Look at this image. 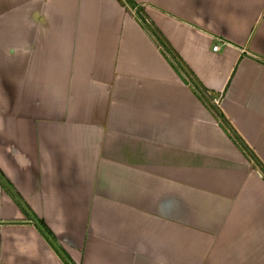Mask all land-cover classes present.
Segmentation results:
<instances>
[{
  "label": "crops",
  "instance_id": "crops-1",
  "mask_svg": "<svg viewBox=\"0 0 264 264\" xmlns=\"http://www.w3.org/2000/svg\"><path fill=\"white\" fill-rule=\"evenodd\" d=\"M131 2L0 0V264H264V0Z\"/></svg>",
  "mask_w": 264,
  "mask_h": 264
},
{
  "label": "trees",
  "instance_id": "trees-1",
  "mask_svg": "<svg viewBox=\"0 0 264 264\" xmlns=\"http://www.w3.org/2000/svg\"><path fill=\"white\" fill-rule=\"evenodd\" d=\"M123 3V0H120ZM130 5H133L131 0H126ZM135 6V4L133 5ZM138 10V9H137ZM249 155V154H248ZM0 184L2 187L12 196V198L18 203L21 209L29 216L30 209L28 206L23 202L20 195L15 191L11 183L8 179L4 176V174L0 171ZM34 225L38 228L42 236L48 241V243L53 247V249L58 253L65 264H75L70 257L66 254V252L60 247L57 243L56 239L50 232V230L46 227L41 219L33 215L31 217Z\"/></svg>",
  "mask_w": 264,
  "mask_h": 264
},
{
  "label": "built area",
  "instance_id": "built-area-1",
  "mask_svg": "<svg viewBox=\"0 0 264 264\" xmlns=\"http://www.w3.org/2000/svg\"><path fill=\"white\" fill-rule=\"evenodd\" d=\"M220 40H221V39H220ZM212 47H213V48L217 47V44H214Z\"/></svg>",
  "mask_w": 264,
  "mask_h": 264
}]
</instances>
